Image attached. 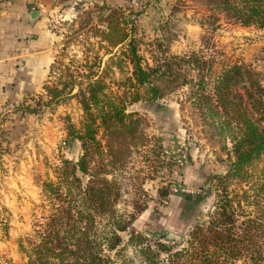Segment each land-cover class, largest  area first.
<instances>
[{
    "label": "rangeland",
    "instance_id": "374dc122",
    "mask_svg": "<svg viewBox=\"0 0 264 264\" xmlns=\"http://www.w3.org/2000/svg\"><path fill=\"white\" fill-rule=\"evenodd\" d=\"M133 2L58 0L43 16L52 72L35 79L29 90L11 97L7 94L0 105V264L23 263L17 240L29 234L34 222L46 214L44 182H55L63 169L85 183L86 178L72 169L82 151L80 143L70 137L80 127L82 112L72 97L45 104L42 89L60 83L65 68L83 71L91 65V71L103 77L110 91L120 94L125 89L124 79L130 77L129 65L121 55L127 40L116 44L124 32L132 39L137 55L150 65L171 55L198 51L208 55L213 50L219 65L236 63L250 68L264 92V29L231 23L220 0ZM128 4L135 10L128 9ZM109 11L113 15L105 18ZM106 25L105 41L73 34L79 29L86 33L89 27L104 30ZM7 58L5 62H9ZM154 84L162 89L159 82ZM185 94L186 89L167 90L161 99L149 102L141 91L138 101L124 102L125 113H135L133 119L138 120L130 133L120 129L118 137L102 131L97 134L100 154L89 163L101 162L105 165L102 177L115 179L117 212L129 211L131 199L146 206L130 227L118 234L122 251L109 253L113 264H138L127 245L132 231L181 238L211 207V178L227 168L229 145L184 101ZM40 97L44 104L38 108ZM26 106L37 110L27 113L23 111ZM160 191H166V196H160ZM203 191L209 196L197 204L181 198L182 194Z\"/></svg>",
    "mask_w": 264,
    "mask_h": 264
},
{
    "label": "trees",
    "instance_id": "16d2710c",
    "mask_svg": "<svg viewBox=\"0 0 264 264\" xmlns=\"http://www.w3.org/2000/svg\"><path fill=\"white\" fill-rule=\"evenodd\" d=\"M220 5L231 23L264 29V0H220ZM127 8L135 10L131 4ZM112 15L109 11L104 17ZM108 32L106 25L104 30L89 27L86 33L79 29L73 34L105 41ZM125 40L121 55L129 65L130 77L124 79L120 94L111 92L91 65L83 71L65 68L60 83L42 87L45 104L72 97L82 112L80 127L70 137L80 143L82 151L72 169L86 179L82 184L73 172L62 169L55 182L42 184L46 214L17 240L22 264H113L109 253L122 251L118 234L146 206L132 203L130 197V210L117 212L115 179L102 177L105 165L101 162L89 163L100 154L97 134L102 131L118 137L120 129L130 133L138 120L133 119L135 113H125L124 102L138 101L141 91L144 101L151 102L167 90L182 89H186L184 101L219 140L228 143L227 168L211 178V207L183 237H152L132 231L127 245L138 264H264V92L254 73L242 64L219 65L213 50L208 55L201 51L171 55L150 65L137 55L126 33H121L116 44ZM52 68L53 64L49 74ZM43 104L40 97L37 107ZM36 110L23 109L27 113ZM208 194H182L181 198L197 204ZM159 195L166 196V191Z\"/></svg>",
    "mask_w": 264,
    "mask_h": 264
},
{
    "label": "crops",
    "instance_id": "0c3cea01",
    "mask_svg": "<svg viewBox=\"0 0 264 264\" xmlns=\"http://www.w3.org/2000/svg\"><path fill=\"white\" fill-rule=\"evenodd\" d=\"M57 1L0 0V105L7 94L29 90L46 76L52 59L43 16ZM32 12L36 17L30 19Z\"/></svg>",
    "mask_w": 264,
    "mask_h": 264
},
{
    "label": "water",
    "instance_id": "95a60500",
    "mask_svg": "<svg viewBox=\"0 0 264 264\" xmlns=\"http://www.w3.org/2000/svg\"><path fill=\"white\" fill-rule=\"evenodd\" d=\"M34 17H36V12H32L29 16L30 19H33Z\"/></svg>",
    "mask_w": 264,
    "mask_h": 264
},
{
    "label": "built area",
    "instance_id": "2783aa9c",
    "mask_svg": "<svg viewBox=\"0 0 264 264\" xmlns=\"http://www.w3.org/2000/svg\"><path fill=\"white\" fill-rule=\"evenodd\" d=\"M129 1H130L131 4L134 3L133 0H129ZM135 6H136V5H135Z\"/></svg>",
    "mask_w": 264,
    "mask_h": 264
}]
</instances>
